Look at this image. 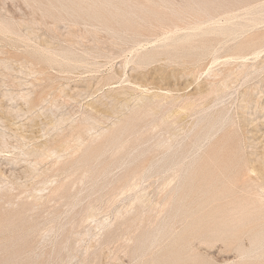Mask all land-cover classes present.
<instances>
[{
    "label": "rangeland",
    "instance_id": "1",
    "mask_svg": "<svg viewBox=\"0 0 264 264\" xmlns=\"http://www.w3.org/2000/svg\"><path fill=\"white\" fill-rule=\"evenodd\" d=\"M31 1L0 0V264H137L157 230L159 264H264V0Z\"/></svg>",
    "mask_w": 264,
    "mask_h": 264
},
{
    "label": "bare ground",
    "instance_id": "2",
    "mask_svg": "<svg viewBox=\"0 0 264 264\" xmlns=\"http://www.w3.org/2000/svg\"><path fill=\"white\" fill-rule=\"evenodd\" d=\"M33 1V0H32ZM31 1V2H32ZM41 1V0H40ZM150 1H152V0H150ZM34 2V1H33ZM41 2H43V0L41 1ZM46 2H48L47 0H46ZM26 3V2H25ZM74 3V2H73ZM79 3V2H78ZM36 4V3H35ZM150 4H152V3H150ZM38 5V4H37ZM74 5H75V3H74ZM96 5V4H95ZM157 5V4H156ZM39 6V5H38ZM42 6V5H41ZM41 6H39V7H41ZM51 7H52V5H50ZM77 6V5H76ZM82 6V5H81ZM80 7V6H79ZM75 8V7H74ZM77 8H78V6H77ZM76 8V9H77ZM163 8V7H162ZM42 9H43V7H42ZM42 9H40V10H42ZM69 10H70V8H68ZM83 9V8H82ZM95 9V8H94ZM44 10V9H43ZM59 10V9H58ZM262 10V9H261ZM55 11V10H54ZM72 11V10H71ZM45 12V11H44ZM48 12H50V11H48ZM74 12V11H73ZM47 12H45V14H46ZM52 13V12H51ZM53 14V13H52ZM130 14V13H129ZM46 15H48V14H46ZM77 15V14H76ZM51 16V15H50ZM54 16V15H53ZM77 17V16H76ZM83 17H85V16H83ZM87 17V16H86ZM135 17V16H134ZM228 17V16H227ZM255 17V16H254ZM60 18V17H59ZM81 18V17H80ZM235 18V17H234ZM240 18V17H239ZM48 19V18H47ZM53 19V18H52ZM139 19V18H138ZM230 19V18H229ZM238 19V18H237ZM84 20V19H83ZM92 20V19H91ZM56 21H57V19H56ZM86 21H87V19H86ZM182 21V20H181ZM38 22V21H37ZM227 22V21H226ZM229 22V21H228ZM231 22V21H230ZM87 23V22H86ZM125 23V22H124ZM157 23V22H156ZM203 23H205V22H202L201 24H203ZM213 23V22H212ZM36 24V23H35ZM145 24V23H144ZM162 25H163V23H161ZM201 24H198L197 26H195L193 29H196V30H198V29H200L201 28ZM37 25V24H36ZM164 25H166V24H164ZM171 25H172V23H171ZM120 26V25H119ZM130 26V25H129ZM223 26V25H222ZM121 27V26H120ZM163 27V26H162ZM173 27V26H172ZM175 27H177L178 28V26H175ZM175 27H173V29L175 28ZM230 27H232V26H230ZM234 27H236V26H234ZM165 28V27H164ZM169 28H171L170 26H169ZM0 29H1V31H4V32H7V31H10V29L8 28V27H6V26H4V25H2V26H0ZM166 29H167V27H166ZM190 29H192V28H190ZM192 29V30H193ZM223 29V28H222ZM171 30V29H170ZM96 31V30H95ZM167 31V30H166ZM172 31V30H171ZM165 33H167V32H165ZM172 33V32H171ZM170 33V35H172ZM177 33V32H176ZM73 35V34H72ZM116 35V34H115ZM176 35V34H175ZM127 37V36H126ZM175 37V36H174ZM173 37V38H174ZM189 37V36H188ZM172 40V39H171ZM51 55V54H50ZM56 56V55H55ZM236 58V57H235ZM52 59V58H51ZM63 59V58H62ZM65 59H77L75 56L74 57H70V56H65ZM83 59V58H82ZM228 59V58H227ZM184 61V63H191L190 62V60L189 59H184L183 60ZM216 62H218V61H216ZM228 62V61H227ZM65 63V62H64ZM183 63V62H182ZM226 64V63H225ZM228 64V63H227ZM189 66V65H188ZM244 66V65H243ZM196 68V67H195ZM246 68V67H245ZM187 69V68H186ZM176 70V69H175ZM214 70V69H213ZM186 71V70H185ZM159 72V71H158ZM171 72V71H170ZM189 72V71H188ZM211 72H212V70H211ZM213 73V72H212ZM211 73V74H212ZM215 73V74H214ZM213 74L215 75V77H217V76H220L221 74H222V71H219V72H217L216 73V71L214 72ZM160 73H158V75H159ZM187 74V73H186ZM214 75H213V78H215L214 77ZM147 76V75H146ZM152 76V75H151ZM191 76H192V74H191ZM212 76V75H211ZM194 78V77H193ZM171 80V79H170ZM223 81V80H222ZM224 81H225V78H224ZM161 82V81H160ZM166 83V82H165ZM210 83V82H209ZM214 83V82H213ZM213 83H212V85H213ZM224 84H225V82H223ZM223 84V85H224ZM209 85V84H208ZM219 85H222V84H219ZM191 86V85H190ZM210 86L211 85H209V88H210ZM162 87V86H161ZM219 87V86H218ZM217 87V88H218ZM222 86H220V88H221ZM216 88V90L214 91V90H212V89H207V88H205V87H202V88H198L197 89V93L195 94L196 96L197 95H200V96H202V95H209L210 93H212V92H220V89H219V91H218V89ZM224 88H226V86L224 87ZM163 89V88H162ZM259 89V88H258ZM159 90V89H158ZM172 90H176V89H172ZM171 90H169V92H170ZM259 92V91H258ZM163 93V92H162ZM215 94V93H214ZM163 95V94H162ZM220 95V94H219ZM246 96V95H245ZM157 97V96H156ZM161 97V96H160ZM211 97V96H210ZM209 97V98H210ZM254 97V96H253ZM163 98H165V97H163ZM208 98V99H209ZM246 98V97H245ZM247 99V98H246ZM120 100V99H119ZM118 100V101H119ZM242 100V99H241ZM154 101V100H153ZM209 101V100H208ZM213 101V100H212ZM243 101V100H242ZM241 101V102H242ZM246 101V100H245ZM201 102V101H200ZM240 102V103H241ZM244 102V101H243ZM161 103V102H160ZM173 103V102H172ZM192 104V103H191ZM191 104H189V105H191ZM183 105H185V103L183 104ZM209 105V104H208ZM248 105V104H247ZM257 105V104H256ZM159 106V105H158ZM192 106H194L193 104H192ZM191 106V107H192ZM204 106V105H203ZM107 107H108V105H107ZM93 108V107H92ZM91 108V109H92ZM94 108H96L95 109V111L97 112V113H101L102 112V110L100 109V108H97V107H95L94 106ZM108 110H110L109 108H107ZM180 109H182V110H185V111H189V106H188V104L187 105H185V106H182ZM203 109H205V108H203ZM241 109V108H240ZM245 109V108H244ZM93 110V109H92ZM92 110L90 111L91 113H92ZM105 110H106V108H105ZM105 110H103V112L105 111ZM114 110V109H113ZM177 110L178 111H176L177 112V114H180L179 113V109L177 108ZM94 111V110H93ZM94 111V112H95ZM115 112H116V110H115ZM174 112V111H173ZM172 112V113H173ZM105 113H107L106 111H105ZM104 113V114H105ZM171 113V114H172ZM175 113V112H174ZM173 113V114H174ZM185 113V112H184ZM113 114V113H112ZM117 114H118V112H117ZM148 114V113H147ZM170 113H169V115H171ZM109 115H110V113H109ZM243 115V114H242ZM89 116V115H88ZM90 116L92 117V115L90 114ZM89 116V117H90ZM114 116V115H113ZM176 115L174 114V116L173 117H175ZM90 117V118H91ZM172 117V118H173ZM185 117V116H184ZM90 118H87V116H86V118L83 120V127L81 128V133H80V137H82L84 134L86 135V133L88 132V131H90L91 130V127H90V125H92V123L90 122V120H88V119H90ZM140 118V117H139ZM168 118V117H167ZM249 118V117H248ZM92 119V118H91ZM170 119H171V117H170ZM166 120V119H165ZM250 120V119H249ZM250 122V121H249ZM248 122V123H249ZM91 123V124H90ZM254 123V122H253ZM157 125V124H156ZM157 127V126H156ZM249 128V127H248ZM91 132V131H90ZM253 135V137H254V134H252ZM77 137V136H76ZM68 138V137H67ZM209 142V141H208ZM159 144V143H158ZM157 144V145H158ZM161 144V143H160ZM159 144V145H160ZM209 144V143H208ZM161 146V145H160ZM218 146H220V145H218ZM170 147V146H169ZM167 149V148H166ZM165 149V150H166ZM168 151H169V149H168ZM52 152V151H51ZM166 152V151H165ZM164 152V153H165ZM198 152V151H197ZM50 153V152H49ZM48 153V154H49ZM162 153H163V151H162ZM167 153V152H166ZM47 154V155H48ZM46 154H44L43 156H45ZM209 154L208 153H206V157L208 156ZM235 157V156H234ZM179 161H177L175 164H174V167H173V170H174V172H173V175H172V178H170V180H169V185H171L170 183H172V182H174L175 180H177L178 178H180V172H181V170H180V166L178 165L179 163H178ZM179 167H178V166ZM248 170V169H247ZM250 171V170H249ZM248 171V172H249ZM252 171V170H251ZM255 171H256V169H253V172L255 173ZM252 172V173H253ZM256 174V173H255ZM249 175V174H248ZM84 178V177H83ZM263 178V177H262ZM173 184V183H172ZM63 185V184H62ZM260 185V184H259ZM168 186V185H167ZM170 187V186H169ZM260 187V186H259ZM167 189V188H166ZM58 190V189H57ZM247 190H249V189H247ZM175 193V192H174ZM261 193V192H260ZM219 194V193H218ZM263 195V194H262ZM249 196V195H248ZM251 196V195H250ZM34 197V196H33ZM37 197V196H36ZM40 199V198H39ZM138 200V199H137ZM250 207V206H249ZM256 211V210H255ZM240 216V215H239ZM251 215H249V217H250ZM93 217V216H92ZM91 217V218H92ZM96 218V217H95ZM89 219V218H88ZM95 220V219H94ZM156 220V222H159V220L158 219H155ZM251 220H253V219H251ZM119 221V220H118ZM136 221H139L140 222V225H141V223H143L142 221V219H140V217L138 218H136V219H134V220H131L130 222L131 223H135ZM106 221H104V222H100L99 224H97L96 223V226L95 227H93V228H95V230H97V229H99L100 231H99V233L97 234V235H95V244H97L98 242H99V240H98V238L99 239H101L102 237H103V235L108 231V233H111V226H112V224H106L105 223ZM120 222V221H119ZM124 222H126V221H121V225L123 226L125 223ZM92 228V229H93ZM91 229V230H92ZM138 229V228H137ZM90 230V229H89ZM94 230V229H93ZM126 231H128V229L126 230ZM89 232H92V231H89ZM128 233H126V232H112V235H111V237L109 238V241H108V245H110V244H112V243H115V242H118L120 239H121V237H123V236H125V235H127ZM89 236H91V234H88ZM146 235H148V236H146ZM99 236V237H98ZM172 235H166V234H164V235H160V231L159 230H157V232H153V233H147L146 234V232H140V233H137V232H134V234H133V238H130V239H128L127 241H125L127 244V246H125V249L127 250V249H129L130 247H134V246H136L135 244H136V241L137 240H141L142 241V244H143V241H145V240H143V238L144 239H146V242H145V244L143 245V249L142 250H140L141 249V246L137 249V252H135L134 254H133V256H131V255H129V254H127L126 253V255H125V257L126 256H128V258H130V259H140L139 261H141V262H137V264H159V261L161 260V256H159V253H156L155 251H158L159 249H164V245H167L166 247H165V249H168L169 248V246H172V243L174 242V239H170V237H171ZM47 237V236H46ZM92 237V236H91ZM130 237V236H129ZM93 238V237H92ZM125 238V237H124ZM94 239V238H93ZM46 240V239H45ZM163 240V241H162ZM149 243H148V242ZM84 242V240L81 238V244ZM204 241L202 240V239H200V243H203ZM94 245V244H93ZM93 245H88V246H86L85 248H84V251L85 252H83V259L81 260V264H86V263H88V264H106V263H104V262H98L97 260H96V258H94L93 260H90L89 261V259L88 258H90L91 257V254L90 253H88L89 252V250H91V248L93 247ZM95 246V245H94ZM105 248H109V246H107V247H105ZM33 250H35L34 248H28V249H25V250H22V252L21 253H19L20 254V256L19 257H22L24 254H26V253H28V252H33ZM103 250V249H102ZM102 250L100 251V252H102ZM100 254H102V253H100ZM105 254V253H104ZM112 254V253H111ZM111 254H109V255H107V259L109 258V259H114L115 261L117 260V261H122L125 257H122V256H119L118 254H116V253H114L113 255H111ZM94 257H96L97 255H95V253L94 254H92ZM106 256V255H105ZM145 256H148V260H143V257H145ZM25 257V256H24ZM32 257V256H31ZM39 257H38V255H36V257H35V261H37V260H39L38 259ZM23 260H27V258H22ZM143 260V261H142ZM28 261L29 262H31V261H34V258L32 257V259L30 258V259H28ZM176 263V261H173V262H171V263H169V264H175ZM10 264H16L15 262H12V263H10ZM108 264H112V263H108ZM113 264H117V263H113Z\"/></svg>",
    "mask_w": 264,
    "mask_h": 264
}]
</instances>
